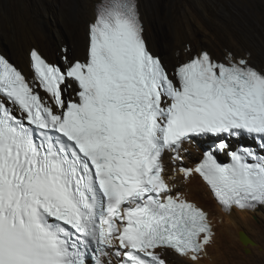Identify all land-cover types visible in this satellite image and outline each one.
<instances>
[{"label":"snow or ice","instance_id":"obj_1","mask_svg":"<svg viewBox=\"0 0 264 264\" xmlns=\"http://www.w3.org/2000/svg\"><path fill=\"white\" fill-rule=\"evenodd\" d=\"M29 59L32 75L0 55V264H168L169 251L201 264L210 215L163 163L193 141L199 161L179 174L228 214L264 208V67L250 54L186 45L169 68L140 0H96L83 56Z\"/></svg>","mask_w":264,"mask_h":264},{"label":"bare ground","instance_id":"obj_2","mask_svg":"<svg viewBox=\"0 0 264 264\" xmlns=\"http://www.w3.org/2000/svg\"><path fill=\"white\" fill-rule=\"evenodd\" d=\"M65 2L66 0L62 3L64 4ZM85 2L89 8H86L83 12V18L88 24L94 18V5L96 0H85ZM158 2V0H140V9L145 22V38L149 41V46L155 52H158L160 43L155 32H150L149 28L151 24L150 14L153 10L158 8ZM21 4V1H19V5H17V16H12V32L10 36L5 34L0 29V43L4 45L8 44L12 47V53L16 59L20 58L26 50L29 51L26 57L27 61L25 62L23 57L22 61H19L21 69L27 75H31L29 59V53L31 49H33L31 45H40L43 49H46V53L52 54L53 44L48 35L44 36L43 41L38 39L35 32L37 28L34 26L30 18L31 9L28 5L22 7ZM60 4L58 5L60 6ZM203 6L198 2L194 3V1L185 0L184 9L173 18L172 24L175 33V37L173 39L174 45L171 52L173 62L174 53L177 50H182L186 45H191V47L195 50V47L200 48L204 41H209L217 47L218 50H220L225 45L228 46L229 43H241L239 41H242V38L237 36L236 31H228L224 26L223 19H218L216 25H212V27L206 19V8L204 4ZM60 12L57 11L54 16L61 23H64L66 20L72 21L75 18L74 11L70 16ZM45 21L46 19L44 18L43 22ZM40 27V29L46 31L44 23H42V26ZM225 33H227L228 36H223ZM86 41L87 28L82 31L81 38H77L75 42H73L75 50H80L79 53L82 55H84L85 52ZM245 45L246 47L243 51L248 52L245 53V56L250 54L251 60L254 64L264 67V58L250 45ZM236 46L239 47V45ZM63 47L64 49H70L68 44L65 42H63ZM226 51L230 52L229 48L226 49ZM193 154L195 153L193 152ZM168 173L169 171L167 172V178L173 177L172 179H168L172 186H174L175 189L177 188V191L182 192L186 198L196 202L198 206L207 210L210 215V220L214 225V242L208 248V255L204 257L201 264H264V208H259L254 212L235 210L231 214H228L220 208L213 198L209 188L197 174H194L190 178L186 179L182 174H174V176L177 177L174 178L173 175L168 176ZM241 231L247 233V235L254 240L255 244L244 245L240 238ZM246 249L251 250V253L247 254ZM170 259L172 264H174V262H178L180 264L179 261L172 258ZM183 260L190 264V261L186 259Z\"/></svg>","mask_w":264,"mask_h":264},{"label":"rangeland","instance_id":"obj_3","mask_svg":"<svg viewBox=\"0 0 264 264\" xmlns=\"http://www.w3.org/2000/svg\"><path fill=\"white\" fill-rule=\"evenodd\" d=\"M21 1V6L28 5L30 7V18L36 26V35L40 41L44 40V36L48 35L53 44L52 54L46 53V49L42 46L33 44L31 47H36L40 52H43L51 60H58L61 62L63 55V42L69 46V54L83 56L79 53L80 50H75L73 42L78 38H81L82 31L87 28V22L83 18V12L86 8H89L85 3V0H0V29L5 34L10 36L12 32L11 19L12 16H17V11ZM158 8L153 10L150 14V28L149 31H154L158 37L160 46L158 47V53L162 56L164 63L171 68L173 62V56L171 54L173 49L174 39V27L172 24L173 18L185 7V0H158ZM194 3H200L206 8V19L208 23L216 25L218 19L224 20V26L230 32L236 31L237 36L242 38L241 43L233 44L229 43L222 49L218 50L209 41H204L200 48L195 47L196 51L201 49L208 50L214 56L223 58L226 53V49L229 48L230 52L237 56H245L243 51L246 47L245 44L250 45L256 52H258L264 58V0H190ZM202 1V2H200ZM58 2V3H57ZM61 3V4H60ZM60 4V6L58 5ZM85 7V8H84ZM204 7V6H203ZM76 9V10H75ZM74 11V19L72 21L66 20L61 23L57 20L54 14L58 11L68 16L72 15ZM76 12V13H75ZM78 13V14H77ZM44 18L46 19L45 22ZM48 20V21H47ZM74 21V22H73ZM42 23L45 24V29H40ZM145 23V22H144ZM213 27V26H212ZM215 28V27H214ZM146 32V30H145ZM146 34V33H145ZM223 36H228L227 33ZM244 39V40H243ZM245 44H244V42ZM149 42V41H148ZM1 44V43H0ZM236 45H239L237 47ZM253 45V46H252ZM0 47L5 51L17 64L20 66L22 57L26 62V57L29 51H25L20 58L16 59L12 53V47L8 44H1ZM30 47V49H31ZM225 48V49H224ZM215 49V50H214ZM217 49V50H216ZM154 51V50H153ZM214 51V52H213ZM155 52V51H154ZM226 52V53H225ZM221 56V57H220ZM217 58V57H216ZM21 68V67H20ZM168 175H176L175 169L170 167ZM174 178H177L174 176ZM177 181V180H176ZM178 189L174 188V191ZM249 245H252L251 243ZM247 252V251H246ZM251 253V250L247 254ZM173 252H168L166 259L172 264L170 258L179 261L180 264H188L187 261L181 259ZM180 259V260H179ZM174 264H179L174 262Z\"/></svg>","mask_w":264,"mask_h":264},{"label":"clouds","instance_id":"obj_4","mask_svg":"<svg viewBox=\"0 0 264 264\" xmlns=\"http://www.w3.org/2000/svg\"><path fill=\"white\" fill-rule=\"evenodd\" d=\"M147 42H148V40H147ZM148 44H149V42H148ZM33 48H36V47H33ZM37 49V48H36ZM204 50V49H203ZM208 51V50H207ZM209 52V51H208ZM211 52V51H210ZM209 52V53H210ZM43 54V53H42ZM211 55H212V53H210ZM0 55H4V56H6L9 60H10V62H12L15 66H17L19 69H21L20 68V66H19V64H17L5 51H3L2 50V48L0 47ZM43 56L44 57H46L49 61H54V62H60V61H56V60H51L50 58H48L45 54H43ZM213 56V55H212ZM160 57L162 58V56L160 55ZM221 57V56H220ZM222 57H224V56H222ZM238 57H240V56H238ZM218 58V57H217ZM219 59H222V58H219ZM162 60H163V58H162ZM163 62H164V60H163ZM22 70V69H21ZM23 71V70H22ZM24 72V71H23ZM25 73V72H24ZM26 74V73H25ZM27 75V74H26ZM31 75H32V70H31ZM189 152L187 153V154H185V156L183 155V159L185 160H187L184 164H183V166L184 167H186V168H188V166L190 167V166H192L193 164H194V159H196L197 161H199V158H200V156H201V153H202V150L201 149H199V148H195V147H189ZM193 152L195 153V154H193ZM190 160H191V163H190ZM170 162H172L171 160H170ZM193 176V175H192ZM200 177V176H199ZM201 178V177H200ZM201 180H202V178H201ZM203 181V180H202ZM204 182V181H203ZM205 183V182H204ZM206 184V183H205ZM207 186V185H206ZM208 187V186H207ZM173 190H174V188H173ZM210 190V189H209ZM175 192V191H174ZM211 192V191H210ZM212 194V193H211ZM213 196V195H212ZM214 198V197H213ZM188 199V198H187ZM191 201V200H190ZM192 202H194V201H192ZM194 203H196V202H194ZM197 204V203H196ZM198 205V204H197ZM204 209V208H203ZM205 210V209H204ZM205 211H207V210H205ZM212 222V221H211ZM213 224V223H212ZM214 226V225H213ZM167 261H168V259H167ZM168 264H170V262L168 261Z\"/></svg>","mask_w":264,"mask_h":264},{"label":"water","instance_id":"obj_5","mask_svg":"<svg viewBox=\"0 0 264 264\" xmlns=\"http://www.w3.org/2000/svg\"><path fill=\"white\" fill-rule=\"evenodd\" d=\"M243 237V238H242ZM240 238H241V241L243 242L244 245H249L250 243L251 244H255L254 240L251 239L247 233H245L244 231H241L240 232ZM247 252L250 251L249 249H246Z\"/></svg>","mask_w":264,"mask_h":264}]
</instances>
